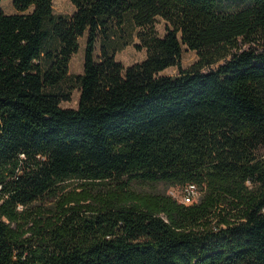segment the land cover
<instances>
[{"label": "trees", "instance_id": "16d2710c", "mask_svg": "<svg viewBox=\"0 0 264 264\" xmlns=\"http://www.w3.org/2000/svg\"><path fill=\"white\" fill-rule=\"evenodd\" d=\"M71 1L0 12V264H264V0ZM130 45L147 56L126 66Z\"/></svg>", "mask_w": 264, "mask_h": 264}, {"label": "rangeland", "instance_id": "374dc122", "mask_svg": "<svg viewBox=\"0 0 264 264\" xmlns=\"http://www.w3.org/2000/svg\"><path fill=\"white\" fill-rule=\"evenodd\" d=\"M223 7L228 11H235L242 7H245L249 4L248 0H223L222 2ZM54 10L57 14H72L75 11L74 5L71 0H54ZM0 12H4L7 14L17 12L13 5V0H2L0 2ZM156 28L160 36H163L166 33V21L161 17L157 18L156 21ZM86 38L87 35L80 39V49L79 51L73 56L70 65V73L72 75H78L83 73L84 69V59H85V52H86ZM147 56L146 50H137L134 45L127 46L123 50H120L116 57L118 60L123 62L124 65H132L137 62L143 61ZM198 60V55L196 51L189 50L186 46L183 47V56H182V65L184 69L190 68L196 61ZM217 65L212 67L206 68L205 70H209L211 68H216ZM161 75H177L179 74L178 67H170L160 73ZM70 81H67L62 84V88L68 90V85ZM80 100V90L78 87H74L71 90V99L68 101H63L61 106L63 108H78ZM259 156H264V145L259 148L258 151ZM79 181L72 180L66 182L67 189L65 192H70L74 190H81L79 188ZM131 187L134 191L145 194V195H152V194H169L177 199L181 200L182 195V187L180 186H173L171 184L165 182H145V181H133L131 183ZM200 192H198V196ZM196 196V198L198 197ZM52 201L45 200L44 202H40L39 204L50 206L52 205Z\"/></svg>", "mask_w": 264, "mask_h": 264}, {"label": "built area", "instance_id": "2783aa9c", "mask_svg": "<svg viewBox=\"0 0 264 264\" xmlns=\"http://www.w3.org/2000/svg\"><path fill=\"white\" fill-rule=\"evenodd\" d=\"M198 192L196 185H187L183 188L180 198L186 203H191L198 196Z\"/></svg>", "mask_w": 264, "mask_h": 264}]
</instances>
